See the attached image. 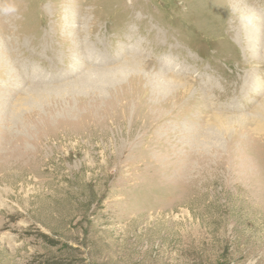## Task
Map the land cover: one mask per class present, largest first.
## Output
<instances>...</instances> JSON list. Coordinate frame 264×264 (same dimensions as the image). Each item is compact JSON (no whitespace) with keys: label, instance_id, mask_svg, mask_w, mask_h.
<instances>
[{"label":"rangeland","instance_id":"374dc122","mask_svg":"<svg viewBox=\"0 0 264 264\" xmlns=\"http://www.w3.org/2000/svg\"><path fill=\"white\" fill-rule=\"evenodd\" d=\"M10 2L0 264H264V0Z\"/></svg>","mask_w":264,"mask_h":264},{"label":"clouds","instance_id":"9594fccd","mask_svg":"<svg viewBox=\"0 0 264 264\" xmlns=\"http://www.w3.org/2000/svg\"><path fill=\"white\" fill-rule=\"evenodd\" d=\"M18 11L14 3H7L3 6H0V13L4 15H13Z\"/></svg>","mask_w":264,"mask_h":264},{"label":"bare ground","instance_id":"6f19581e","mask_svg":"<svg viewBox=\"0 0 264 264\" xmlns=\"http://www.w3.org/2000/svg\"><path fill=\"white\" fill-rule=\"evenodd\" d=\"M82 76V75H81ZM98 78V77H97Z\"/></svg>","mask_w":264,"mask_h":264}]
</instances>
